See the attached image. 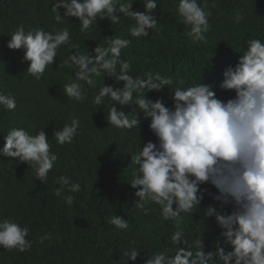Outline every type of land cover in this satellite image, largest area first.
<instances>
[{
	"label": "clouds",
	"instance_id": "1",
	"mask_svg": "<svg viewBox=\"0 0 264 264\" xmlns=\"http://www.w3.org/2000/svg\"><path fill=\"white\" fill-rule=\"evenodd\" d=\"M157 5V0H54L51 13L55 22L75 18L82 34L89 33L98 20L120 24L121 14L134 23L127 22V38L123 31L107 33L92 53L81 52L79 45L72 43L67 27L49 32L41 28L26 31L20 25L10 35L7 47L23 50V60L30 62L27 73L39 81L56 62L58 50L68 46L70 54L58 67L74 72L62 86L69 100L83 103L87 99L85 84L96 89L105 82L92 103L103 106L107 98L110 106L105 119L109 125L131 130L140 125L139 113L150 118L149 128L157 142H144L131 155L135 171L130 185L137 189L136 207L147 215L153 211L151 205H158L161 222H171L175 231L169 237L173 247L150 253L144 264H264V41L249 39L236 64L224 69L218 88L234 93L226 101L217 97L213 85L202 82L183 87L185 81L180 79L181 86L172 89L173 78L159 72L134 77L130 74L132 63L122 51L132 43L143 47L142 39L150 30H159ZM215 7L213 3L211 8ZM176 13L187 36L194 42H207L212 16L207 2L179 0ZM243 19L241 12H236L235 23ZM101 76L104 80L96 79ZM110 78L117 84L123 82V87L110 85ZM166 86L172 93V107L166 106L168 101L163 98H147V93ZM0 106L14 111L15 98L0 92ZM122 106L132 110L126 114ZM79 127V119L72 118L70 124L54 131L56 143L71 144ZM51 148L44 129L33 135L24 128H12L4 137L0 155L26 163L43 183L58 160ZM54 182L59 185L55 195L71 207L75 198L64 193L80 192L81 184L68 175ZM203 185H211L216 192H208ZM205 194L219 203V210L210 204L203 216L215 218L222 237L214 243L215 251L207 253L201 238L189 242L183 215L197 211ZM226 206L232 210L225 211ZM107 223L119 230L129 228L128 220L115 214ZM28 236L27 226L13 217L0 218V247L26 252L32 247ZM46 238L42 236L40 242ZM123 255L135 261L141 252L132 248Z\"/></svg>",
	"mask_w": 264,
	"mask_h": 264
},
{
	"label": "trees",
	"instance_id": "2",
	"mask_svg": "<svg viewBox=\"0 0 264 264\" xmlns=\"http://www.w3.org/2000/svg\"><path fill=\"white\" fill-rule=\"evenodd\" d=\"M157 2L159 30H150L146 40L142 39L143 47L132 43L122 51L132 63L130 74L143 76L151 71L171 76L172 89L181 86L180 79L185 81L183 87L202 82L213 85L219 99L231 98L233 92L218 88L222 73L227 66L236 64L249 39L264 41V0H198L200 4L207 2L212 12L207 42H194L187 36V29L176 13L179 0ZM53 3L54 0H0V92L16 101L14 111L0 106V148L12 128H24L33 135L44 129L51 150L58 155L43 183L26 163L0 155V218L13 217L21 226H27V239L32 241L26 252L0 247V264H125L127 257L123 254L132 248L141 255L126 264H144L150 253L173 247L169 237L175 231L171 222H161L158 205H151L153 211L147 215L136 207L137 189L130 185L135 171V165H130L131 155L144 142H157L149 128L150 118L139 113L140 125L131 130L109 125L105 119L110 106L107 98L103 106L92 103L94 94L105 82H100L96 89L85 84L87 99L83 103L69 100L62 86L73 78L74 72L58 67L70 54L68 46L58 50L56 62L39 81L27 73L30 62L23 60V50L7 47L10 35L20 25L26 31L41 28L49 32L67 27L72 43L79 45L81 52L92 53L107 33L123 31L127 38V22L134 21L121 14L120 24L98 20L89 33L82 34L75 18L55 22L51 13ZM213 3L215 8H211ZM60 11L63 14L62 8ZM238 11L244 19L236 24L234 17ZM96 79L104 80L103 76ZM109 84L123 87V82L117 84L114 78L109 79ZM159 97L172 107V93L167 86L147 93L152 101ZM122 110L127 114L132 109L122 106ZM72 118L80 121L79 135L71 144L58 145L54 131L70 124ZM61 175L81 184L80 192L64 193L74 196L71 207L55 195L59 185L54 179ZM202 187L216 192L211 185ZM210 204L219 210V203L205 194L197 211L183 214L189 242L201 238L206 253L215 251L214 243L222 241L215 218L203 216L204 208ZM231 210V206H226L225 211ZM113 214L127 219L129 228L119 230L107 223ZM42 236H47L43 243Z\"/></svg>",
	"mask_w": 264,
	"mask_h": 264
}]
</instances>
